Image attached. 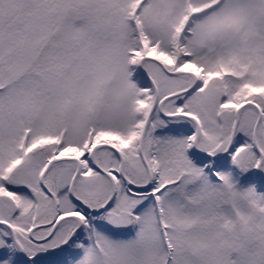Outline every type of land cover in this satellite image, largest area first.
<instances>
[{
  "label": "snow or ice",
  "instance_id": "snow-or-ice-1",
  "mask_svg": "<svg viewBox=\"0 0 264 264\" xmlns=\"http://www.w3.org/2000/svg\"><path fill=\"white\" fill-rule=\"evenodd\" d=\"M0 264H264V0H0Z\"/></svg>",
  "mask_w": 264,
  "mask_h": 264
}]
</instances>
